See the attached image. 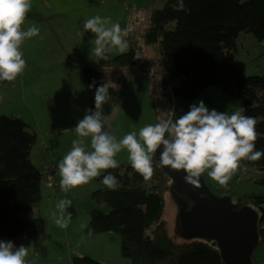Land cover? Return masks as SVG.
<instances>
[{"label":"trees","instance_id":"obj_1","mask_svg":"<svg viewBox=\"0 0 264 264\" xmlns=\"http://www.w3.org/2000/svg\"><path fill=\"white\" fill-rule=\"evenodd\" d=\"M184 4V10H177V0H166L163 9L150 14L144 43L156 44L163 60L167 56L174 60L169 78L160 85L153 81L152 91L160 88L162 106L169 118L168 110L175 97L189 103L208 89L219 87L224 96L240 101L242 114L256 119V149H264V75L244 76L235 57L236 42L241 37L254 36L264 49V0H184ZM54 17L27 13L25 20L43 25ZM141 53L130 42L127 53L114 57L109 54L108 60L98 59L96 65L82 68L89 109L94 110L95 87L107 83L110 99L103 105V115L107 118L112 114L127 96L125 79L119 75L115 78L114 74L134 68ZM107 76L114 78L113 84L107 82ZM93 81L95 87L89 88ZM10 83L0 82V89ZM37 140L33 126L22 118L0 116V240L12 241L17 246L27 236L35 252L42 248L47 237L46 220L35 214L46 181L44 173L31 161ZM152 163L154 175L147 182L131 167L121 164L94 178L99 188L92 192L91 199L104 209L94 208L90 212L86 234L119 235L121 255L131 264H225L213 241L193 239L178 243L170 237L163 214L165 195L172 182L155 156ZM247 166L258 172L254 182L264 187V157L257 162L242 161L241 168ZM109 172L117 177L116 190L107 189L101 182ZM228 195L224 191L217 196ZM234 204L237 210L248 206L258 213L257 248L263 245L264 191L242 195ZM68 212L75 217L72 205ZM252 259L255 264L254 255ZM74 264L99 263L82 257L75 258Z\"/></svg>","mask_w":264,"mask_h":264},{"label":"rangeland","instance_id":"obj_2","mask_svg":"<svg viewBox=\"0 0 264 264\" xmlns=\"http://www.w3.org/2000/svg\"><path fill=\"white\" fill-rule=\"evenodd\" d=\"M165 5L166 0H155L152 2L150 0H129L127 2H122L121 0H31V8L28 13H41L45 16L57 14L59 19L64 20L67 25L72 27L73 32H81L87 38L91 37L87 45V48L91 50L88 51L81 46L73 45L76 46V54L68 52L65 55L64 53V56L69 58L72 64L70 77L74 86L80 92L83 87H86L87 90L82 68L97 64V58L92 52L95 47L94 34L90 31H84V22L99 15L102 18L110 17L112 22H118L122 29L131 26L132 31L125 38L128 43L126 53L130 50V42L138 50H142V53L139 55V63L134 68L128 70L127 73L120 71L114 74L115 78L119 75L121 79H125L127 96L120 102L118 109L111 116L105 118V130H109L111 134L116 136L117 140L122 139L126 134L133 131L137 133L138 138L139 130L142 127L167 119L165 108L162 106L163 98H161L160 88L157 92L152 91V82L155 81L160 85L162 80L169 78L174 69V60L171 56H167L163 60L159 54L158 46L156 44L147 45L143 40V35L149 25L151 12L153 10H161ZM33 25L37 27L35 22L25 20L21 25V29L26 31L29 26ZM129 39L130 42L128 41ZM27 46L25 47L24 42V54L28 56ZM20 50L22 51V49ZM56 55L54 52H50L48 56L44 54L43 57L54 61L56 60ZM110 55L114 57L121 54L114 50ZM235 57L244 76L264 75V49L254 36L241 37L237 40ZM151 76H154L153 79ZM107 82L110 83L109 81ZM87 100L88 97L86 95V102H88ZM200 100H203L210 110L216 109L220 112H227L229 115L241 110V103L238 99L226 97L222 94L219 87H213L205 95L193 102L185 103L179 97H175L172 108L170 107L168 110L169 117L173 120L178 119L179 116L190 110V105L193 103L198 104ZM88 106L89 103H87V109H89ZM0 111H2L0 113H3L0 116L11 117L12 115L9 103L2 106ZM35 131L37 132L36 129ZM43 136H39L40 138H38V143L34 149L33 161L36 163H38V160L42 161L44 159L43 147L46 145V140ZM63 137H61V142H63ZM74 139H77L76 136ZM73 140L71 139L67 143L65 149L57 155L58 157H64L68 153L67 149L72 145ZM85 142L86 150L90 151V138H87ZM116 157L119 160L127 159L126 162L129 163L126 149L117 153ZM43 165L45 169L48 166H54L58 169V164L53 159L47 158V155ZM45 169L41 168L44 171ZM239 170L243 171L242 168ZM257 174L258 172L254 171V168L247 166L246 172L240 175L236 173L229 181L227 187H222L211 180L207 173L203 176L207 185L216 195H220V192L228 191V196L235 202L242 195L260 194L264 191V187L254 182ZM59 181L60 176L58 174L56 187H52L47 181L42 184V200L35 206V211H37L38 215L39 212L44 213L47 222V235L53 240L52 242L55 243L58 239L61 240L60 243L64 242V244L57 243L54 245L51 250V257H45L39 261V257L35 256L37 252L41 255L39 250L35 252L32 241L27 236L22 237L16 247L23 245L28 249V255L25 257L27 264H30L34 257L36 260L33 264H74L75 258L82 257H89L99 264H131L130 260L121 255V237L119 235L115 233L88 235L85 231L86 228L81 229L80 227L81 224H89L90 212L94 208L104 209L103 207H97L91 199L92 192L99 188L95 180L92 179L89 183L76 187L68 193L61 191ZM61 199H70L76 212L75 217H71L66 229L56 226L51 218L54 204L56 206ZM183 206V203L170 188L165 195L163 219L168 224L170 237L178 243L188 240L183 237L179 227V213ZM67 213L68 208L65 215ZM27 241L31 243L32 250L28 247ZM254 261L256 263H264V244L255 250Z\"/></svg>","mask_w":264,"mask_h":264},{"label":"clouds","instance_id":"obj_3","mask_svg":"<svg viewBox=\"0 0 264 264\" xmlns=\"http://www.w3.org/2000/svg\"><path fill=\"white\" fill-rule=\"evenodd\" d=\"M184 7V0H177V10H184ZM30 8L31 0H0V82H13L23 73L26 61L22 58L21 45L39 35V28L34 25L26 31L21 29ZM84 31L94 34L95 57L106 61L114 50L121 55L126 53L125 38L132 28L122 29L110 17L97 15L84 22ZM93 87L95 81L89 85ZM109 99L107 83L95 87L94 110L87 109L75 126L77 139L72 141L71 150L58 164L59 186L64 193L89 183L102 172L118 168L115 156L124 149L131 168L144 181L153 177V157L161 150L159 165L177 172L183 170L185 182L194 188L200 187V178L205 173L220 186L227 187L242 161L257 162L264 157V149H256L257 121L242 114L243 109L229 115L210 110L200 100L190 105V110L178 119L169 117L148 124L139 130L138 138L133 131L117 140L105 130L103 105ZM87 138H90L91 151L86 150ZM101 182L109 190L118 187L117 177L111 172L104 175ZM71 205L70 199H61L51 213L53 222L61 229H66L71 221V213L65 215ZM80 227L84 229L88 225ZM27 255L25 246L16 247L12 241L0 240V264H27Z\"/></svg>","mask_w":264,"mask_h":264},{"label":"crops","instance_id":"obj_4","mask_svg":"<svg viewBox=\"0 0 264 264\" xmlns=\"http://www.w3.org/2000/svg\"><path fill=\"white\" fill-rule=\"evenodd\" d=\"M51 16L55 17L49 22L43 25L36 24L37 27L39 26L38 36H33L24 41L25 47L28 45L27 52H29V55L24 54V42L20 48L23 51L22 58L26 61L23 73L9 85L0 89V108L9 103V107L12 110L11 116L20 117L32 125L39 133L38 135L36 132L38 138L44 135L43 138L46 140V145L43 147L44 159L42 161L38 160V163L33 161L34 149L38 140L31 153L32 163L40 170L41 168L45 169L43 164L46 160V155L47 158L53 159L56 164H59V161L63 157L60 158L57 155L76 136L75 126L86 114L87 103H89L86 102V95L88 97L86 87H83L80 92L74 86L70 77L72 64L69 58L64 56V53L65 55L68 52L76 54L77 49L73 45L81 46L88 51L91 50L87 48L89 38L91 37L87 38L81 32H73L72 27L67 25V22L64 20L59 19L57 14L46 15V17ZM50 52L57 54L56 60L51 61L47 57H43L44 54L48 56ZM107 77V81L113 84L114 78ZM118 106L114 108L113 112L118 109ZM62 136H64L62 138L63 142H61ZM71 148L72 145L68 147L67 151L69 152ZM117 158L115 156L119 164L124 167H131L130 163L126 162L127 159L119 160ZM41 171L43 172L44 170ZM52 209L53 211L56 210L55 204ZM35 214L45 219L43 212H39L38 215L37 211H35ZM52 241L49 235H47L44 245L39 250L41 255L38 252L35 253V256L39 257V261L45 257H51L52 247L61 242L58 239L55 243ZM26 243L32 250L31 243L28 241ZM60 244H64V242ZM35 260L36 258L34 257L33 261H30V264H33ZM255 264L264 263L255 262Z\"/></svg>","mask_w":264,"mask_h":264},{"label":"water","instance_id":"obj_5","mask_svg":"<svg viewBox=\"0 0 264 264\" xmlns=\"http://www.w3.org/2000/svg\"><path fill=\"white\" fill-rule=\"evenodd\" d=\"M160 151L155 155L158 164ZM161 168L184 205L179 213L183 237L215 242L225 264H254L252 258L259 243L258 213L248 206L235 209L232 198L215 195L202 176L200 187L194 188L185 182L183 170Z\"/></svg>","mask_w":264,"mask_h":264},{"label":"built area","instance_id":"obj_6","mask_svg":"<svg viewBox=\"0 0 264 264\" xmlns=\"http://www.w3.org/2000/svg\"><path fill=\"white\" fill-rule=\"evenodd\" d=\"M122 2H127L129 0H121ZM241 168V167H240ZM243 171L238 170L236 173L237 174H243L246 172V167H242ZM254 171H256L254 169ZM45 177H46V181L52 186V187H56V182H57V177H58V169L54 166H48L45 171L43 172Z\"/></svg>","mask_w":264,"mask_h":264}]
</instances>
